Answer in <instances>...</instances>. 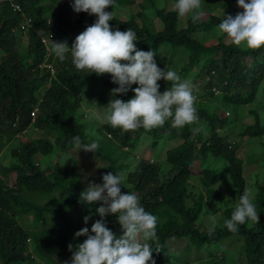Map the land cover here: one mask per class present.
Instances as JSON below:
<instances>
[{
  "label": "trees",
  "instance_id": "1",
  "mask_svg": "<svg viewBox=\"0 0 264 264\" xmlns=\"http://www.w3.org/2000/svg\"><path fill=\"white\" fill-rule=\"evenodd\" d=\"M59 1L21 0L20 3L27 6L34 25L43 28L45 34L52 30L49 18L55 19L58 27L54 36L71 48V40H66L68 32L92 26L97 17L81 12L80 18L73 21L70 1L63 6ZM228 1L231 3L228 7L238 5V0ZM156 4V0H115L113 8L105 9L114 13L113 20L109 21L110 28L122 32L131 28L137 34V50L155 51L154 60L166 53L170 68L177 72L181 81L185 80L190 69L200 67L199 82L206 92V100L221 96L219 103L224 110H230L231 116L218 114L217 109L212 111L207 104L212 102H203L201 98L196 108L198 121L183 128L171 127V119L162 127L151 130L141 127L135 131H123L109 124L101 125V131L112 135L121 147L131 150L135 147L134 142L145 134L154 145L181 141L166 152V163L170 168L166 170L165 179L161 175V163L141 161L128 173L121 185V193H135L141 206L157 217L156 239L147 241L153 250L155 264H173L172 260L177 261L175 264H191L193 253L198 256L193 264H223L225 242L242 246L246 264H264V143L259 153L253 155L262 162V169L253 173L256 192L252 202L259 223L247 221L237 225L235 232L229 231L225 221L231 218L234 211L231 207L219 210L222 220L214 228L204 229L199 225L206 199L216 198L213 188L225 174L229 173L232 193L238 200L247 189L245 163L239 155V146L227 140L234 136L235 125L240 121L236 115L238 110L264 101V48L250 50L242 45L236 46L223 36L215 44L206 45L207 35L222 22L219 17L209 16L210 20L205 22L200 19L194 22L191 17L186 28H179L178 13L164 8L152 10ZM127 6H137L140 11L130 15L128 20L120 19L115 10ZM150 9L161 22L159 28L150 24L153 21L145 14ZM20 21L8 3L0 4V154L7 146L6 141L11 143L15 137L25 136L32 125L35 132H45L49 137L23 144L12 152L16 159L14 163L0 167V264H71L73 253L68 245L72 244L75 250L76 245L86 240L85 236L75 237L76 232L85 227L91 234L92 225L102 219L97 212L101 204L80 202V194L85 188L78 179L73 159L42 169L35 163V157L38 154L51 155L55 149L62 153L72 151L75 136L80 137L82 144H89L86 141L87 127L80 122L82 116H77L82 94L95 85H104L109 91L119 85L114 84L108 74L97 76L88 70H77L70 52L63 61L56 58L54 77L50 79L49 72L42 74L39 65L45 58V47L33 29L28 33L27 52L19 49V31L14 32L13 27ZM200 33L207 35L201 38ZM180 54L186 57V61H178V69L173 66V61ZM166 83L169 88L159 89H170V83ZM136 87L133 84L130 89ZM216 92L220 94L216 95ZM116 97L128 101L125 94ZM36 108L39 115L33 121L31 114ZM253 110L254 123L246 126L239 135L264 138V123L258 109ZM194 128L200 131L193 134ZM224 130H228L226 136ZM99 152L100 148L94 154ZM99 158L108 163L99 174V184L103 183V175L109 172L118 174L131 166L118 164V158L112 154ZM197 161L200 163L198 168L194 166ZM218 164L225 165L223 170H219ZM192 177L199 180L197 187L201 192L190 206ZM74 211L81 216L77 222ZM85 217H90L87 224H84ZM103 220L117 238L122 235L116 215L109 214ZM181 240H187V246L180 253L182 255H174L168 244ZM202 250L206 252L205 257L201 256Z\"/></svg>",
  "mask_w": 264,
  "mask_h": 264
},
{
  "label": "clouds",
  "instance_id": "2",
  "mask_svg": "<svg viewBox=\"0 0 264 264\" xmlns=\"http://www.w3.org/2000/svg\"><path fill=\"white\" fill-rule=\"evenodd\" d=\"M20 1L0 0V4L8 3L13 12L20 17L19 24L13 27L14 32L19 31V36L29 33V30H35L34 18L29 12H25ZM65 4L71 5L73 21L80 18L81 12L94 15L97 20L92 26L86 27L69 48L66 42L58 40L55 42L54 32L58 23L55 19L49 18L53 39L49 40V34L38 33L46 50L45 58L39 65L42 74L49 72L50 79L54 77L56 69L53 64L56 63V58L63 61L70 52L72 63L77 70H88L97 76L108 74L112 77V82L119 85L111 90L113 97L126 94L133 84L138 85L133 89V99L127 102L112 99L103 115L99 112L94 113L97 119L113 128L135 131L143 127L151 130L162 127L169 119L172 121L171 127L183 128L198 121L195 101L199 102L204 95H200V99L196 100L193 91L197 89L193 88L190 81H181L174 70H161L154 60L155 51L137 50L135 46L137 34L131 28L123 32L113 31L110 28L109 21L113 20L114 13L106 12L105 9L113 8L115 0L59 1V5ZM16 6L21 7L22 11H18ZM238 7L243 9V12L238 13L234 18L224 14L222 22L218 25V32L226 35L236 46L243 45L250 50L264 48V0H238ZM173 8L179 17L191 14L194 22L204 14L200 10L201 0H176ZM43 39H46L47 43H44ZM160 80L171 85L163 94H160L157 83ZM218 94L220 93L216 92V95ZM37 112L36 108L33 111L35 114H31L33 121ZM198 131H200L198 128L192 129L193 134ZM107 136L113 138L112 135L107 134ZM21 137L23 135L15 138ZM72 144L76 149L84 152L95 153L99 148L97 142L82 144L79 136L72 138ZM124 179L123 172L118 174L109 172L103 175L102 184L89 183L81 192L79 198L81 203L101 204L97 212L102 219L92 225L91 234L87 227L76 232V238L81 236L87 238L82 244L76 245L75 250L72 244L68 245L69 251L73 253L71 264H149L150 261L151 264H155L152 260L153 250L147 241L156 239L157 217L141 206L135 193H121ZM109 214L118 217L122 229L119 238L103 220V217ZM89 219L90 217L84 218L85 224ZM209 219L214 226L216 217L211 216ZM247 221L259 223V215L249 189H245L240 196L231 218L225 221V226L229 231L235 232L237 225Z\"/></svg>",
  "mask_w": 264,
  "mask_h": 264
},
{
  "label": "rangeland",
  "instance_id": "3",
  "mask_svg": "<svg viewBox=\"0 0 264 264\" xmlns=\"http://www.w3.org/2000/svg\"><path fill=\"white\" fill-rule=\"evenodd\" d=\"M142 1V0H140ZM157 4L152 8V10L161 9L164 8L167 11L174 10L173 5L175 4L174 0H156ZM228 0H201V8L200 10L204 13L203 16L200 18L201 22L209 21V16H215L219 17L221 20L224 18V14L231 15L233 18L238 14L242 13L243 9L239 8L237 4H232L233 6H229ZM71 6V5H70ZM157 6V7H156ZM25 12H28L27 6H23ZM120 7L117 8V11L115 10V14L123 20H128L130 15H136L140 9L137 6L132 7ZM119 9V10H118ZM152 10H147L145 14L147 17H149L151 21H148V23L153 24L154 26L158 27L161 26V22L157 19V17L154 15ZM175 11V10H174ZM179 17V16H178ZM192 17L191 14L186 15L185 17H179V28L187 27L189 19ZM35 30L37 33H44L43 28H39L35 26ZM84 30L80 31H69L68 39L71 40V43L74 44L76 37L81 34ZM206 33H200L199 37L206 36ZM208 39L204 42L206 45L215 44L218 41L219 37H224L226 40L230 41L226 35L220 34L218 32V28H215L211 33L208 35ZM53 39L52 33L49 34V40L51 41ZM19 49L25 53L27 52V47L29 43V37L27 34H22L19 36ZM55 42H57V39H55ZM70 46V45H69ZM243 46V45H242ZM50 47V46H49ZM244 47V46H243ZM246 48V47H244ZM55 56V55H54ZM180 57L176 58L173 61V66L177 67L179 69L178 61L185 62L186 57H184L183 54L179 55ZM184 57V59L182 58ZM170 59L168 58V55L162 54L159 55V57L155 60V63L158 67H164L167 70L173 68H170L169 66ZM54 69L55 63L53 64ZM200 67L196 66L193 69H190L187 73V76L185 80L190 81L192 86H195L197 91L200 93V95H204L203 102L210 101L212 103L207 102L210 109L212 111H215L217 109L218 114L225 113L226 116L230 117L231 113L229 115V111L227 109H223L222 103H219L221 96L217 97L216 99H208L206 100L205 94L206 92L202 89L203 85H201L200 79ZM159 84V87L163 88H169L167 87L168 84L164 80H160L157 82ZM163 84L164 86H161ZM138 87V85H137ZM162 89H159L160 94H163L165 91ZM127 99H133L134 98V91L133 89H129V91L125 94ZM219 95V94H218ZM112 99H118L116 96L113 97L111 95V91L104 86V85H95V88H88L84 93L82 94V100L81 105L78 109L77 116H82V119L80 118V122L85 124L86 129V141L91 142H97L99 144L100 152L99 154H94L92 152H84L80 151L79 149L74 148L72 151L68 153H62L58 152V149H55L51 155L43 156L42 154H38L35 157V163L39 164L42 169H47L48 167H52L55 163H61L63 164L68 159H73V164L76 167V171L78 174V179L80 180L82 186L86 189L89 185V183H96L99 184V174L101 171L108 166V163L104 160H102L99 157H108L111 154L116 156L118 158V164H128L126 167L130 166L127 170H125L123 173L125 174V179L127 178V175L130 171H133L135 167L141 162V161H157L159 164L163 167L161 175L165 179L166 177V170L170 168V166L166 163V152L170 148L177 146L181 143V141H169V142H159L158 144L154 145L153 141L150 137H148L146 134L142 136V138L139 141H135V147L134 149H126L125 147H121L119 143H117L114 139V137L108 138L107 134L100 130L101 125L108 124L106 122H102L101 120L97 119L94 113L99 112L101 115H103L106 112V106ZM218 99V100H217ZM214 101V102H213ZM259 101V100H258ZM258 105V106H257ZM195 107H199V103L195 102ZM258 109V113L260 114L261 121L264 123V101L256 102L254 105L249 106L247 108H241L237 112V116L240 119V121L235 125L234 128V136L229 138L227 141L229 143H236L235 145L239 146V155L244 160V167H245V177L247 181V189H249L252 193V199L253 194L256 192V181L253 176V173L256 171V169H262V162L258 161V158H255L253 155L256 153H259L261 150V144L264 143V138H244L240 136L239 134L243 131V129L248 126L252 125L255 121L254 114L251 111H254L253 109ZM39 115V112L36 113L35 118ZM34 125H32L33 127ZM31 127L30 130L27 131L25 136L21 138H13L11 143L6 141V148L2 151L0 154V167L5 166L8 167L12 162H14V158L12 156V152L18 150V148L22 147L23 144L28 143L30 140H35L38 138H47L49 136L46 135L45 132L38 131L37 133ZM226 132L225 136L228 134V130H224ZM228 138V137H227ZM112 141L115 143H112ZM137 142V143H136ZM80 151V152H79ZM99 156V157H98ZM163 164V165H162ZM194 166L196 168L200 167V163L197 161L194 163ZM219 170H223L224 164H218L217 165ZM166 168V169H165ZM193 178V177H192ZM124 179V180H125ZM191 198L189 200L190 206L195 203V200L198 196V193L201 192V188L197 187L199 185V180L197 178H193L191 180ZM199 188V189H197ZM216 191V198L209 200L206 199L205 206L202 215L199 218V225L204 229H210L214 228V226L218 225L222 220V215L219 212V210H225L227 208H234L235 204L238 202L237 196L232 193L233 191V184L230 178L229 173L225 174L221 181L213 188ZM206 194V192L204 191ZM77 211H74V220H77L81 217L80 215H77ZM211 216L216 217V223L213 226L211 220L209 219ZM85 224V223H84ZM90 224V223H89ZM187 240H181L178 242H171L168 244V247L170 251L174 255H182V253L186 246H187ZM224 255L225 260L223 264H246L247 259L246 255L244 253V249L241 245L233 244L231 245V242H225L224 243ZM201 256L205 257L206 252L202 250ZM191 264L197 261L198 256L193 253L190 256ZM177 261L172 260V263L175 264ZM44 264V263H40ZM181 264V263H179Z\"/></svg>",
  "mask_w": 264,
  "mask_h": 264
},
{
  "label": "built area",
  "instance_id": "4",
  "mask_svg": "<svg viewBox=\"0 0 264 264\" xmlns=\"http://www.w3.org/2000/svg\"><path fill=\"white\" fill-rule=\"evenodd\" d=\"M17 8H18V11H22V8L21 7H19V6H16ZM43 42L44 43H47V41H46V39H43ZM193 95L196 97V100H199L200 99V93L199 92H197L196 90L195 91H193ZM35 113H33V115H34Z\"/></svg>",
  "mask_w": 264,
  "mask_h": 264
}]
</instances>
